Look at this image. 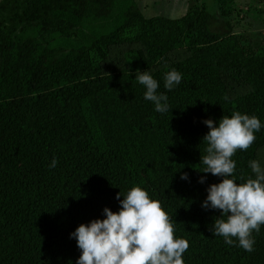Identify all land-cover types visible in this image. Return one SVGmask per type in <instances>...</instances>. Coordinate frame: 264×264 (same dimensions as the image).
<instances>
[{
  "label": "trees",
  "instance_id": "trees-1",
  "mask_svg": "<svg viewBox=\"0 0 264 264\" xmlns=\"http://www.w3.org/2000/svg\"><path fill=\"white\" fill-rule=\"evenodd\" d=\"M120 1L0 2V264H76L81 250L70 234L104 218L105 207L118 211L117 194L137 185L189 241L184 264H264V226L248 253L215 237L221 212L202 207L207 188L223 179L202 172L204 120L218 126L239 111L264 122V55L245 48L230 22L202 8L147 17L130 3L116 28L67 54L23 38L106 23ZM116 48L127 62L116 60ZM132 65L158 80L171 111L158 113L144 99ZM173 69L183 78L169 92L164 76ZM230 83L241 90L236 98ZM256 137L232 158L238 182L254 178L249 161L264 145V129Z\"/></svg>",
  "mask_w": 264,
  "mask_h": 264
},
{
  "label": "clouds",
  "instance_id": "clouds-1",
  "mask_svg": "<svg viewBox=\"0 0 264 264\" xmlns=\"http://www.w3.org/2000/svg\"><path fill=\"white\" fill-rule=\"evenodd\" d=\"M182 78L177 70L169 71L164 76L165 89L174 90ZM135 79L146 89L144 99L154 104L156 112L171 111L168 96L158 92L157 79L139 70ZM204 123L210 131L203 137L207 146L200 161L202 172L223 178L207 188L202 204L205 209L221 212L210 230L215 237H223L225 244L235 246L238 242L240 248L252 253L256 243L253 233H259L264 226V166L259 160H250L254 178H240L238 182L232 158L237 151H246L254 144L264 122L255 115L236 111L223 116L218 126L213 119ZM57 164L53 158L49 167ZM181 179L188 180V173H183ZM199 182L205 183L206 177ZM116 199L120 201L118 211L105 207L104 218L82 223L70 234L81 250L76 264H184L189 241L176 236L174 224L159 200L139 185L126 193L121 191Z\"/></svg>",
  "mask_w": 264,
  "mask_h": 264
},
{
  "label": "rangeland",
  "instance_id": "rangeland-1",
  "mask_svg": "<svg viewBox=\"0 0 264 264\" xmlns=\"http://www.w3.org/2000/svg\"><path fill=\"white\" fill-rule=\"evenodd\" d=\"M130 3H136L147 17L162 15L176 19L193 9H206L220 22H230L245 48L264 55V0H121L114 17L106 23L92 21L86 27L67 34L43 33L36 29L26 31L23 38L36 39L43 52L67 54L81 46H87L103 31L116 28L120 23L122 11ZM113 53L116 60L127 62L125 50L116 48ZM132 66L136 72L146 71L140 65ZM229 91L233 98L241 93L234 83L229 84ZM256 160L264 166V145L259 148Z\"/></svg>",
  "mask_w": 264,
  "mask_h": 264
}]
</instances>
